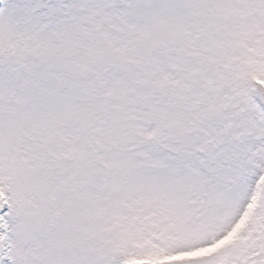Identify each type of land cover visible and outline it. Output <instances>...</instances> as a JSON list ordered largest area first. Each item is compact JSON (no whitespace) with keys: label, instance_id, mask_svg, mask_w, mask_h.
<instances>
[{"label":"snow or ice","instance_id":"snow-or-ice-1","mask_svg":"<svg viewBox=\"0 0 264 264\" xmlns=\"http://www.w3.org/2000/svg\"><path fill=\"white\" fill-rule=\"evenodd\" d=\"M0 264H264V0H0Z\"/></svg>","mask_w":264,"mask_h":264}]
</instances>
